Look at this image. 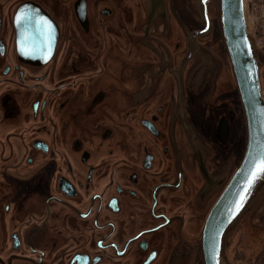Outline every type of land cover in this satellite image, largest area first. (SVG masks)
Returning a JSON list of instances; mask_svg holds the SVG:
<instances>
[{
	"label": "flooded vegetation",
	"instance_id": "1",
	"mask_svg": "<svg viewBox=\"0 0 264 264\" xmlns=\"http://www.w3.org/2000/svg\"><path fill=\"white\" fill-rule=\"evenodd\" d=\"M203 1L0 0V264H206L245 129Z\"/></svg>",
	"mask_w": 264,
	"mask_h": 264
},
{
	"label": "water",
	"instance_id": "2",
	"mask_svg": "<svg viewBox=\"0 0 264 264\" xmlns=\"http://www.w3.org/2000/svg\"><path fill=\"white\" fill-rule=\"evenodd\" d=\"M214 1L220 2L221 28L240 99L245 145L233 161L241 158L237 168L233 163L229 166L233 176L208 214L202 245L206 264H229L225 254L229 234L250 210L254 209L252 226L264 231V92L261 81L264 51L249 31L247 0H204L200 19L210 27L207 6ZM197 53L203 55L198 47ZM230 131V125L226 124V129L220 133L229 135ZM224 175L219 171L210 178L211 183L215 185Z\"/></svg>",
	"mask_w": 264,
	"mask_h": 264
},
{
	"label": "rangeland",
	"instance_id": "3",
	"mask_svg": "<svg viewBox=\"0 0 264 264\" xmlns=\"http://www.w3.org/2000/svg\"><path fill=\"white\" fill-rule=\"evenodd\" d=\"M218 3L219 19L217 27H221L220 2L218 1ZM211 55L216 54L212 52ZM261 81L264 92V63L261 68ZM253 211L254 209L250 210L229 234L225 250L229 264H252V259L256 258L264 248V231L255 229L252 226L254 221Z\"/></svg>",
	"mask_w": 264,
	"mask_h": 264
},
{
	"label": "built area",
	"instance_id": "4",
	"mask_svg": "<svg viewBox=\"0 0 264 264\" xmlns=\"http://www.w3.org/2000/svg\"><path fill=\"white\" fill-rule=\"evenodd\" d=\"M247 22L258 47L264 51V0H247Z\"/></svg>",
	"mask_w": 264,
	"mask_h": 264
},
{
	"label": "trees",
	"instance_id": "5",
	"mask_svg": "<svg viewBox=\"0 0 264 264\" xmlns=\"http://www.w3.org/2000/svg\"><path fill=\"white\" fill-rule=\"evenodd\" d=\"M252 264H264V248L261 253L252 259Z\"/></svg>",
	"mask_w": 264,
	"mask_h": 264
}]
</instances>
